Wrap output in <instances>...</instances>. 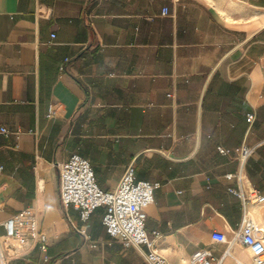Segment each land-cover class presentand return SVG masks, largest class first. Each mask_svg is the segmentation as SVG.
<instances>
[{"label": "crops", "instance_id": "0c3cea01", "mask_svg": "<svg viewBox=\"0 0 264 264\" xmlns=\"http://www.w3.org/2000/svg\"><path fill=\"white\" fill-rule=\"evenodd\" d=\"M2 128L7 264H147L144 248L106 234L102 208L82 223L62 206L57 165L72 154L103 192L128 166L157 185L144 228L169 264L202 249L251 264L249 249L212 235L230 241L246 209L264 249V203L244 208L225 179L240 168L233 150L255 147L241 187L264 194V0H0ZM24 210L45 251L5 238Z\"/></svg>", "mask_w": 264, "mask_h": 264}, {"label": "built area", "instance_id": "2783aa9c", "mask_svg": "<svg viewBox=\"0 0 264 264\" xmlns=\"http://www.w3.org/2000/svg\"><path fill=\"white\" fill-rule=\"evenodd\" d=\"M52 116L53 113L50 111L46 117L51 118ZM253 121L254 114H247L246 122L251 125ZM0 132L5 136L9 135L4 128L0 129ZM254 150L255 147L245 144L234 149L233 153L237 157L240 168L236 174L225 176L226 180L236 181V188H230L228 192L236 196L244 208L249 204L264 203V194L252 187L246 190H242L241 187L242 168ZM217 151L223 155L230 153L229 150L220 147ZM57 168L59 198L63 207L75 208L82 223L87 222L93 211L102 208V225L111 239L119 241L124 247L144 248L143 256L147 264H169L158 249L161 235L157 232L149 234L144 228L145 209L153 203V192L157 185L137 181L133 168L128 166L116 187L110 192H103L95 181L89 162L77 154H72L67 162L57 165ZM3 228L5 238L17 240L24 250L41 244V249L45 251L46 236L38 231L35 218L27 210L7 219ZM212 238L218 243L228 244L227 248L237 242L250 250L251 264H264V249L255 238V225L246 209H244L239 226L232 232L230 241L222 234H213ZM4 247L7 250L0 251V264H7L10 256L8 246L4 244ZM227 255L228 251L223 254L222 258L215 260L208 250L202 249L191 256L190 263L220 264ZM237 264L242 263L237 262Z\"/></svg>", "mask_w": 264, "mask_h": 264}, {"label": "bare ground", "instance_id": "6f19581e", "mask_svg": "<svg viewBox=\"0 0 264 264\" xmlns=\"http://www.w3.org/2000/svg\"><path fill=\"white\" fill-rule=\"evenodd\" d=\"M90 164V163H89ZM92 168V167H91Z\"/></svg>", "mask_w": 264, "mask_h": 264}]
</instances>
